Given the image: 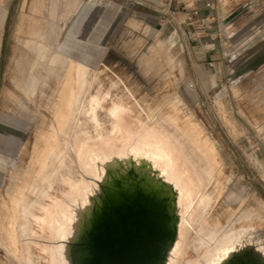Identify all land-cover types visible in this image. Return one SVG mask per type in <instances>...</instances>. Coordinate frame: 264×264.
Instances as JSON below:
<instances>
[{
    "label": "rangeland",
    "instance_id": "obj_1",
    "mask_svg": "<svg viewBox=\"0 0 264 264\" xmlns=\"http://www.w3.org/2000/svg\"><path fill=\"white\" fill-rule=\"evenodd\" d=\"M23 56L21 89L14 76ZM69 56L77 61L73 120L84 101L100 129L113 106L119 122L139 103L169 105L177 96L187 114L183 137L208 176L214 219L206 231L232 220L254 225L249 234L264 244V0H0L2 195L23 176L27 152L48 126L44 141L68 139L71 125L51 112ZM65 106L64 99L57 108ZM46 146L12 192L18 204L32 200L44 175L70 158ZM11 221L6 216L2 227ZM32 224L22 236L10 234L9 247L0 244V264H23L22 244L44 262Z\"/></svg>",
    "mask_w": 264,
    "mask_h": 264
},
{
    "label": "bare ground",
    "instance_id": "obj_2",
    "mask_svg": "<svg viewBox=\"0 0 264 264\" xmlns=\"http://www.w3.org/2000/svg\"><path fill=\"white\" fill-rule=\"evenodd\" d=\"M34 49L42 52L39 45ZM26 62V56L22 57V61H16L14 83L21 89L24 88ZM73 62L77 61L69 56L58 99L51 112L53 117L62 119L64 126L71 125L68 139L60 143L51 135V141H44L48 126V130L41 132L36 139L40 140V144L36 141L27 152L28 161L23 176L12 184L5 195L0 193V244L9 247L10 234L22 236L34 223L32 225L36 224L38 231L33 233L39 239L37 245L44 255V262L34 258L31 249L22 244V263L70 264L68 241L74 237L82 219L86 218L93 203L92 196L99 191V182L103 181L105 167L120 162L137 166L139 172L145 167L148 175H156L175 193L172 204L174 239L160 264H227L230 257L250 247L264 258V244L257 243V239L249 234L254 225L236 227L230 220L224 226L216 225L212 232L206 231L210 227L209 221L214 219L209 214L210 197L206 191L208 176L194 147L183 137V132H187L188 128L184 121L187 114H183L178 106L179 98L175 96L176 100L169 102V105L164 101L145 105L137 103L136 112L131 116H120L119 122H114L118 111L113 106L104 119L108 124L98 129L86 101L75 108L74 120L70 115L73 111ZM64 99L66 106L61 112L57 106ZM186 136L189 137L190 133ZM43 144L47 145V152L58 154L65 151L70 158L68 162L54 165L44 175L32 200L18 204L20 202L12 192L29 173L31 161L39 159V149ZM6 216L11 217L12 221L2 227ZM189 250L194 255H188Z\"/></svg>",
    "mask_w": 264,
    "mask_h": 264
},
{
    "label": "water",
    "instance_id": "obj_3",
    "mask_svg": "<svg viewBox=\"0 0 264 264\" xmlns=\"http://www.w3.org/2000/svg\"><path fill=\"white\" fill-rule=\"evenodd\" d=\"M99 184L86 218L68 241L70 264L162 263L174 239L170 186L145 167L139 172L120 162L105 167ZM227 264H264V258L250 247Z\"/></svg>",
    "mask_w": 264,
    "mask_h": 264
}]
</instances>
